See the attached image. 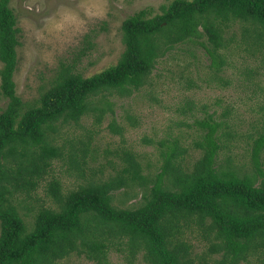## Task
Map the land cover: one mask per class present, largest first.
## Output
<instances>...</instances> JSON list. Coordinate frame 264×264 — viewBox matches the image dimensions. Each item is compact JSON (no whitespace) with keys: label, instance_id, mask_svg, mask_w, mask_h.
<instances>
[{"label":"trees","instance_id":"obj_1","mask_svg":"<svg viewBox=\"0 0 264 264\" xmlns=\"http://www.w3.org/2000/svg\"><path fill=\"white\" fill-rule=\"evenodd\" d=\"M10 2L0 0V95L7 101L0 108V264H61L72 253L84 254L95 264H111L107 251L115 241L127 250V264L139 255L143 264H208L191 257L186 234L194 231L211 243V255L221 254L211 264H239L250 258L264 264V119L263 131L251 145L250 173L240 175L230 169V157L225 164L217 163L218 154L235 137L229 111L215 116L203 107L204 117L194 119L192 144L200 156L185 171L187 151L174 140L161 153V173L148 191L142 190L136 208L111 204L114 190L146 187L148 179L129 152H123L126 165L117 176L67 195H61L51 175L52 161L62 157L51 144L59 121L77 124L92 111L98 112L100 122L107 111L113 112L107 97H127L146 85L158 60L175 45L194 41L203 47L211 80L218 82L225 64L222 50L235 41L234 35L226 38V28L245 22L237 45L242 42L250 54L257 49L264 64V0H173L155 15L144 8L123 20L124 48L114 65L89 77L75 72L76 62L93 48L87 35L74 63L60 64L50 87L31 103L17 95L13 79L20 42ZM202 37L204 43L198 41ZM260 109L264 118V105ZM127 119L134 125L132 116ZM78 143L81 149L72 147L69 168L81 174L88 149L86 142ZM167 180L169 186L164 185ZM44 181L59 210L39 209L28 228L18 205Z\"/></svg>","mask_w":264,"mask_h":264},{"label":"rangeland","instance_id":"obj_2","mask_svg":"<svg viewBox=\"0 0 264 264\" xmlns=\"http://www.w3.org/2000/svg\"><path fill=\"white\" fill-rule=\"evenodd\" d=\"M172 1L11 0L10 8L17 19L20 42L13 77L17 95L24 103L37 100L50 87L60 64L74 63L87 35L93 48L76 62L75 72L89 77L114 65L124 48L120 31L123 20L144 8L152 9V15L160 14L161 7ZM244 26L247 23L234 22L226 28V38L234 35L235 41L227 43L222 50L225 64L220 81L211 80L210 61L203 47L194 41H185L175 45L158 60L148 83L142 88L127 97L116 93L107 97L113 112L107 111L100 122H96L98 112L92 111L82 116L77 124H62L59 121L51 144L61 152L62 157L52 161L51 175L58 180L61 195L107 182L117 176L126 165L122 160L123 152H129L139 164L141 175L148 179L146 187L134 185L114 190L110 194L111 204L123 209L138 207L142 202V190L148 191L161 173L164 161L161 153L168 151L174 140L187 151L182 160L185 171L200 156L201 152L193 150L192 144L196 138L194 119L204 117L203 107L207 114L215 116L229 111L230 128L235 137L218 154L217 163L225 164L230 157L233 165L230 169H238L240 175L249 174L251 145L263 131L264 118L260 107L264 105V64L257 49L250 54L244 50L242 42L237 45ZM198 41L204 43L205 37ZM6 102L0 95V108ZM191 106L192 111L189 112ZM128 116H132L134 125L127 119ZM111 124L119 132L114 131ZM80 140L87 143L88 149L81 174L69 168L72 147L81 149ZM68 141H72V145ZM76 154L79 156L80 152ZM261 156V162H264V152ZM46 182L40 183L29 199L21 197L23 202L18 205V212L28 228L32 227L39 209L59 210L46 193ZM164 185L169 186L168 180ZM168 189L173 192L179 190ZM186 241L191 245V257L196 262H204V258L211 264L221 255H211V243L195 231L186 234ZM107 257L111 264L128 263L127 250L123 246L118 247L116 241L109 247ZM140 258L139 255L133 263L143 264ZM256 262L255 258H250L239 264ZM61 264L95 263L84 254L72 253Z\"/></svg>","mask_w":264,"mask_h":264}]
</instances>
